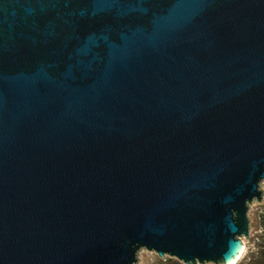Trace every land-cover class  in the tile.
Listing matches in <instances>:
<instances>
[{
	"label": "water",
	"instance_id": "obj_1",
	"mask_svg": "<svg viewBox=\"0 0 264 264\" xmlns=\"http://www.w3.org/2000/svg\"><path fill=\"white\" fill-rule=\"evenodd\" d=\"M263 180L264 0H0V264H233Z\"/></svg>",
	"mask_w": 264,
	"mask_h": 264
},
{
	"label": "trees",
	"instance_id": "obj_2",
	"mask_svg": "<svg viewBox=\"0 0 264 264\" xmlns=\"http://www.w3.org/2000/svg\"><path fill=\"white\" fill-rule=\"evenodd\" d=\"M258 232L253 237L252 248L246 253L243 263L239 264H264V203L259 205ZM164 264H183L175 258L167 257Z\"/></svg>",
	"mask_w": 264,
	"mask_h": 264
},
{
	"label": "rangeland",
	"instance_id": "obj_3",
	"mask_svg": "<svg viewBox=\"0 0 264 264\" xmlns=\"http://www.w3.org/2000/svg\"><path fill=\"white\" fill-rule=\"evenodd\" d=\"M261 189L264 190V180L261 182ZM264 203V195H263V202ZM259 205L258 203H252L249 208V217L251 220V230H250V238L249 240L244 243L243 251L238 259L236 264L243 263L244 257L246 256V253L252 248L253 245V237L258 232V219L257 214L259 212ZM138 264H161L160 260L157 259V255L153 252L149 251H140L138 253Z\"/></svg>",
	"mask_w": 264,
	"mask_h": 264
},
{
	"label": "built area",
	"instance_id": "obj_4",
	"mask_svg": "<svg viewBox=\"0 0 264 264\" xmlns=\"http://www.w3.org/2000/svg\"><path fill=\"white\" fill-rule=\"evenodd\" d=\"M156 255H157V254H156ZM157 259L160 260V263H161V264H164V261L166 260V258H165V259H162V258H160V257H158V256H157Z\"/></svg>",
	"mask_w": 264,
	"mask_h": 264
},
{
	"label": "bare ground",
	"instance_id": "obj_5",
	"mask_svg": "<svg viewBox=\"0 0 264 264\" xmlns=\"http://www.w3.org/2000/svg\"><path fill=\"white\" fill-rule=\"evenodd\" d=\"M240 258V257H239ZM238 261V260H237ZM237 261L235 260L234 262H233V264H236L237 263Z\"/></svg>",
	"mask_w": 264,
	"mask_h": 264
}]
</instances>
